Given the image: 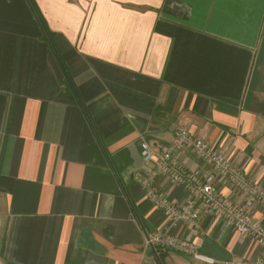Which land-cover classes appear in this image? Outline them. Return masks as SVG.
I'll list each match as a JSON object with an SVG mask.
<instances>
[{
  "label": "crops",
  "instance_id": "crops-1",
  "mask_svg": "<svg viewBox=\"0 0 264 264\" xmlns=\"http://www.w3.org/2000/svg\"><path fill=\"white\" fill-rule=\"evenodd\" d=\"M179 122L264 186V0H0V264H264L222 219L172 221L145 195L142 144L166 152ZM162 232L201 259L147 244Z\"/></svg>",
  "mask_w": 264,
  "mask_h": 264
},
{
  "label": "built area",
  "instance_id": "built-area-1",
  "mask_svg": "<svg viewBox=\"0 0 264 264\" xmlns=\"http://www.w3.org/2000/svg\"><path fill=\"white\" fill-rule=\"evenodd\" d=\"M141 148L143 160L155 167L154 173L141 181L145 195L172 221L196 225L203 215L212 214L222 219L227 227H233L242 237H249L264 247V225L251 214L255 205L264 207V186L248 177L228 155L218 152L205 139L192 135L183 122L176 125L175 140L166 152L158 155L146 142ZM180 151L195 154L205 168L196 171L186 169L175 157ZM157 173L165 175L173 184L188 192L189 197L183 205H177L154 189L152 177ZM219 179L226 180L237 191L241 204H235L221 195L215 186ZM147 244L201 259L189 238L182 240L162 232L147 240Z\"/></svg>",
  "mask_w": 264,
  "mask_h": 264
}]
</instances>
